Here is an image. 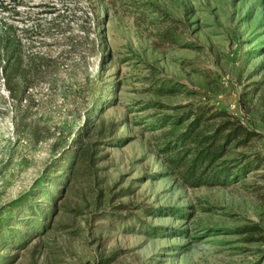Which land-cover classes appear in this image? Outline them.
Returning <instances> with one entry per match:
<instances>
[{"label":"rangeland","instance_id":"obj_1","mask_svg":"<svg viewBox=\"0 0 264 264\" xmlns=\"http://www.w3.org/2000/svg\"><path fill=\"white\" fill-rule=\"evenodd\" d=\"M201 104L255 131L229 158L264 156V0H0V264H264V164L167 163L165 118Z\"/></svg>","mask_w":264,"mask_h":264},{"label":"trees","instance_id":"obj_2","mask_svg":"<svg viewBox=\"0 0 264 264\" xmlns=\"http://www.w3.org/2000/svg\"><path fill=\"white\" fill-rule=\"evenodd\" d=\"M168 116L165 120L170 118L172 126L166 133L168 140L165 149L168 154L166 160L170 166L178 170L186 184L196 187L220 183L254 166L264 164L262 155L251 157L243 154L241 157H228L232 147L246 145L256 133L241 119L227 111L201 104L188 111ZM79 146L64 157L53 180V184L58 187L64 186L67 182L71 183L69 192L79 175L85 171L93 172L99 160V152L90 138ZM41 192L39 199L49 197L51 200L46 201L49 204L48 209L55 210L57 208L55 197L43 189ZM42 207L43 205H40L39 218L43 212ZM59 207H65V203L62 202ZM260 230L254 229L257 232ZM1 259L4 258L0 257Z\"/></svg>","mask_w":264,"mask_h":264}]
</instances>
